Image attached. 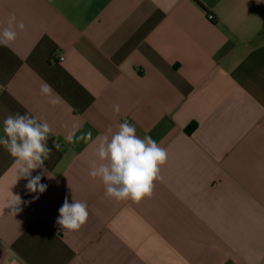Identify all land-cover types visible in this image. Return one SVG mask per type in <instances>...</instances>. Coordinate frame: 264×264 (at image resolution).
<instances>
[{"label":"crops","instance_id":"1","mask_svg":"<svg viewBox=\"0 0 264 264\" xmlns=\"http://www.w3.org/2000/svg\"><path fill=\"white\" fill-rule=\"evenodd\" d=\"M13 13L0 135L29 113L61 150L34 193L0 145V264H264V0H0V32ZM124 120L168 154L139 203L89 175ZM65 197L88 206L79 231L56 223Z\"/></svg>","mask_w":264,"mask_h":264},{"label":"clouds","instance_id":"2","mask_svg":"<svg viewBox=\"0 0 264 264\" xmlns=\"http://www.w3.org/2000/svg\"><path fill=\"white\" fill-rule=\"evenodd\" d=\"M16 27V16L13 13L9 17L7 27L0 32V45L8 47L15 41ZM18 27L23 30L25 26L20 22ZM40 91L43 96L49 98L50 104L59 103V97L54 94L52 86L47 82L41 84ZM113 107L115 112L120 111L118 104ZM108 133L110 134H104L99 138L95 151L100 162L98 164L94 162L89 175L92 178H99L105 187V195L118 201L130 199L139 203L145 197H151L154 181L160 179L161 166L167 162V150L160 147L149 135L143 138L138 136L135 126L127 120L120 123L115 132L109 128ZM54 134L47 121H41L29 113L9 114L3 120L0 145L20 165L17 179H26L28 181L26 188L30 192L46 191L47 185L41 183L46 172L44 162L52 156L53 148L57 152L61 150V144L56 141H53L51 147L48 146V141ZM73 138L74 133H69L65 137L68 142H72ZM80 139H84V136ZM87 139L91 140V133L87 134ZM36 169L42 171L33 176L32 171ZM20 203L18 196L8 202L10 214L16 215L21 210ZM87 208L85 202L73 198V202L69 203L65 197L56 223L62 229L79 231L87 222L89 216Z\"/></svg>","mask_w":264,"mask_h":264},{"label":"built area","instance_id":"3","mask_svg":"<svg viewBox=\"0 0 264 264\" xmlns=\"http://www.w3.org/2000/svg\"><path fill=\"white\" fill-rule=\"evenodd\" d=\"M208 18H209V20H211V21H214L215 20V16L213 15V14H209L208 15ZM60 60H63V58H60ZM129 122V121H128Z\"/></svg>","mask_w":264,"mask_h":264},{"label":"trees","instance_id":"4","mask_svg":"<svg viewBox=\"0 0 264 264\" xmlns=\"http://www.w3.org/2000/svg\"><path fill=\"white\" fill-rule=\"evenodd\" d=\"M189 131H190V129H189Z\"/></svg>","mask_w":264,"mask_h":264}]
</instances>
